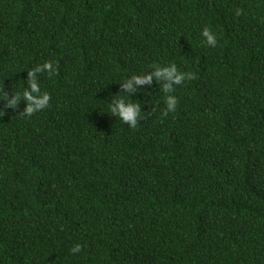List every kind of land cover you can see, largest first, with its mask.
<instances>
[{
    "label": "trees",
    "instance_id": "obj_1",
    "mask_svg": "<svg viewBox=\"0 0 264 264\" xmlns=\"http://www.w3.org/2000/svg\"><path fill=\"white\" fill-rule=\"evenodd\" d=\"M0 264H264V0H0Z\"/></svg>",
    "mask_w": 264,
    "mask_h": 264
},
{
    "label": "clouds",
    "instance_id": "obj_2",
    "mask_svg": "<svg viewBox=\"0 0 264 264\" xmlns=\"http://www.w3.org/2000/svg\"><path fill=\"white\" fill-rule=\"evenodd\" d=\"M237 14H239V10H237ZM201 35L206 38L207 44H212L215 46L216 44V38L215 35L209 30L208 27H205L201 31ZM41 66L44 69H50L51 72L55 71V68L53 66L52 62L45 61L42 65L38 64L36 66V71H39ZM156 76H163V78L170 80L174 83L179 84L182 79H184L186 76L187 77H193V73L188 72H178L177 67L174 64H169L166 67L163 68H157L156 72L154 73ZM29 77L33 76V72L29 70L28 73ZM144 80L150 79L149 76H145L143 78ZM142 82L139 78H137V83ZM30 89L32 93H37L39 91L38 85L35 83V79L33 78L30 81ZM23 95L24 99L27 102V106L25 108V112L31 113L33 111H36L40 109L48 100V93L44 92L41 93L37 96L30 95L29 91L27 89L23 90L21 93ZM19 96L13 97L8 103L10 105H15L17 103ZM166 104H167V109L169 111H174L176 108L177 104V98L175 95H167L166 96ZM110 110L123 121H128L130 125H135L136 123V117L139 115V105L137 103L129 101L128 103H125L124 100L122 99H117L114 101V106H111ZM81 246L79 244H76L72 247L71 251L72 252H79Z\"/></svg>",
    "mask_w": 264,
    "mask_h": 264
}]
</instances>
